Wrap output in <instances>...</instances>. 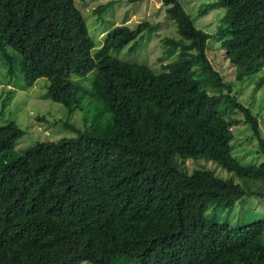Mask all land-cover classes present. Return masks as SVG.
<instances>
[{"label": "trees", "instance_id": "1", "mask_svg": "<svg viewBox=\"0 0 264 264\" xmlns=\"http://www.w3.org/2000/svg\"><path fill=\"white\" fill-rule=\"evenodd\" d=\"M155 1L179 37L165 40L167 52H196L218 95L190 75L184 57L154 73L108 56L127 45L133 50L149 23L113 26L91 52L73 0H0L6 73L13 74L11 50L23 87L45 78L49 100L82 112L81 129L63 124L73 137L36 142L20 155L13 148L23 131L12 121L0 126V264H264V220L232 227L205 216L211 202L230 210L245 196L242 187L250 193L245 182L264 180L263 163L243 165L232 156L230 128L238 121L229 114L240 113L263 161L264 139L204 55L213 38L237 81L262 70L264 0L201 5L197 17L223 10L213 35L195 28L178 1ZM91 71L100 105L82 108V89L70 77ZM188 159L213 162L243 183L206 169L187 174L181 165Z\"/></svg>", "mask_w": 264, "mask_h": 264}, {"label": "rangeland", "instance_id": "2", "mask_svg": "<svg viewBox=\"0 0 264 264\" xmlns=\"http://www.w3.org/2000/svg\"><path fill=\"white\" fill-rule=\"evenodd\" d=\"M184 12L192 19L195 28L202 30L208 35H213L218 19L223 10L214 9L203 17H197V11L203 4L215 0H176ZM74 6L79 10L87 33L91 38L94 52L100 47L103 35L113 26L125 24L132 28L138 23H149L150 29L140 34L136 40V46L129 50V45L120 50H110L108 56L127 64L146 65L154 73L162 71V68L178 57L188 59L191 65L190 75L199 81L201 87L210 95H218L220 87L213 77L199 61L198 54L194 51L185 52L174 48L168 53L165 40L179 41L174 24L167 18L165 8L155 0H141L130 3L126 0H73ZM110 3L106 6L105 4ZM101 12H96L99 6ZM6 53L13 60V74L6 73V66L0 56V126L12 121L23 136L13 148L14 155H20L25 149L36 142L55 141L59 138H70L74 134L64 128L63 124L82 128V112L67 110L60 104L54 103L46 97L47 80L38 79L31 87L22 85V75L19 72V57L11 50ZM204 55L211 69L217 73L221 83L229 85L230 95L240 105L250 109L257 119L259 132L264 139V81L254 90L257 80L264 77V68L258 73L237 81L234 68L225 60L223 51L215 39L209 38L206 42ZM95 78V71L89 72L84 77L71 76L70 80L80 87L82 99L80 105H95L99 101L95 93L90 90L91 83ZM100 105V104H99ZM230 117L237 120L238 124L230 128L233 134L232 156L243 165L258 166L264 164L262 156L257 152L258 145L249 130L242 122V116L233 110ZM105 121L108 116L105 115ZM181 168L188 174L195 169H206L222 179H232L233 182L242 184L232 174L220 169L213 162H205L201 159H188L183 162ZM250 193L242 187L246 194L234 203L230 210L222 209L211 202L206 210L207 219L218 223H227L232 227H239L254 220H264V180L247 181ZM264 244V234L261 236Z\"/></svg>", "mask_w": 264, "mask_h": 264}]
</instances>
